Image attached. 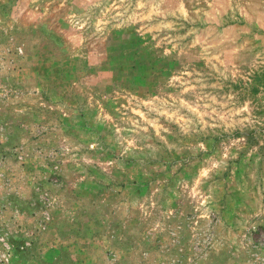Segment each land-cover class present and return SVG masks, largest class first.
<instances>
[{"label": "rangeland", "instance_id": "1", "mask_svg": "<svg viewBox=\"0 0 264 264\" xmlns=\"http://www.w3.org/2000/svg\"><path fill=\"white\" fill-rule=\"evenodd\" d=\"M0 264H264V0H0Z\"/></svg>", "mask_w": 264, "mask_h": 264}]
</instances>
